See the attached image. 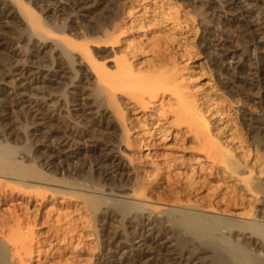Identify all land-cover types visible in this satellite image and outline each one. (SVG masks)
Returning a JSON list of instances; mask_svg holds the SVG:
<instances>
[{
	"label": "bare ground",
	"instance_id": "obj_1",
	"mask_svg": "<svg viewBox=\"0 0 264 264\" xmlns=\"http://www.w3.org/2000/svg\"><path fill=\"white\" fill-rule=\"evenodd\" d=\"M64 1L0 0V31L8 24L16 28L0 32V204L12 203L0 217V264H114L116 246L129 237L138 241L139 252L130 264L152 255L161 264H264V167L238 155L237 138L218 127L224 105L216 106L215 99L199 96L188 84L185 72L191 69L180 63L188 51L183 58L172 54L167 45L174 39L165 37L140 42V35L131 33L149 32L150 24L135 16L134 8H117L118 0ZM224 2L221 15L208 5L224 30L215 33L209 21L201 43L209 62L226 76L227 90L239 98V109L244 100L256 107V117L246 109L240 114L252 143L264 149V99L254 101L234 89L240 83L248 91L264 90V0ZM52 17L63 23H50ZM91 46L110 48L112 60L107 63L110 56L94 54ZM18 50L26 53L25 66L12 68L7 63ZM77 60L86 62L96 79L93 102L83 105L97 109L100 121L93 131L109 136L120 129L114 144L106 138L104 149L90 148L94 176L88 177L85 166L71 167L80 154H65L69 140L40 103L46 90L72 72L80 75L72 90L84 86L85 72L74 71ZM10 77H19L20 84L9 89ZM12 103L29 123L23 135L29 147L17 146L19 136L9 123ZM41 136L46 144H35ZM170 146L191 152L190 158L161 153ZM132 147L141 170L134 160L125 163L114 155L124 156ZM221 175V185L212 188L209 181ZM111 179L118 185L109 186ZM162 181L166 186L156 191L155 201L153 190ZM106 189L121 199L108 203L97 195ZM203 192L207 196L201 198ZM58 197L81 206L75 210L79 215L33 214L21 207L23 202L43 207ZM114 223L116 231H108ZM88 235L98 241V259Z\"/></svg>",
	"mask_w": 264,
	"mask_h": 264
},
{
	"label": "rangeland",
	"instance_id": "obj_2",
	"mask_svg": "<svg viewBox=\"0 0 264 264\" xmlns=\"http://www.w3.org/2000/svg\"><path fill=\"white\" fill-rule=\"evenodd\" d=\"M60 1L62 4H65L64 0H60ZM208 5L214 8V11L217 15H221L220 12L222 11V7L223 5H225V2L224 0H118L117 8L122 7L121 9L123 10L126 9L127 7L134 8L133 11H134V15L136 14L135 16H139V17L143 16L144 18H146V22L150 24L149 32H146L145 30L143 31L141 30L138 32L139 34L136 33L135 31L131 33V35L135 37L136 36L138 37V35H140L139 37L142 39L141 40L138 37V40H140V42L141 41L144 42L145 40H147L148 37H149L148 39L152 38V40H155L156 42H157L156 38L163 39L165 37V38H169L172 40L174 39L175 41L174 42L172 40H169L172 42H170L169 45H167L171 47V49L169 47V50L171 52L173 50L172 54L176 52L174 55L180 54L182 55L180 56V58H183L184 56L183 52L188 51L187 52L188 56L186 58L184 57L183 60L180 59V61H182L180 62L182 66L184 64L186 67L189 68V70L191 69V71L185 72L187 77L190 78V81L193 82L191 83L190 81H188V84L191 85V88L194 90V92L198 91L197 94L199 96L202 97L204 95L208 99H212V100L215 99L214 102H217V104H219L217 105L215 103L216 106H220V102H221V106L224 105L222 107L224 109L225 114L224 116L221 117V121L223 120L222 123L217 124L218 127L220 129L225 130L228 133V135H230V138L232 139L237 138V140L239 139L238 141L236 140V142L234 141L235 148L238 147V150H237L238 155L244 156L245 154H247L248 156L251 157L250 160H253V159L258 160V166L262 165V167H264L263 165L264 164V149H262L261 146H258L255 143H252L253 141L251 140V137L248 134L249 128L247 125L243 124L244 122L242 121L243 116L241 115L242 111L246 109L245 113H247V115L250 114V116L256 117V114H257L255 110L256 107L254 106L253 102L244 100L243 110L241 111L239 109V108H242L236 103L238 102L239 98L236 95L233 96L230 90H227V88L225 87V83H227L228 81L226 76L223 75L220 69H217L209 62L207 54L203 49L204 47H203V44L201 43L202 42L201 36L203 32L202 30L205 29L204 28L205 25L208 26L209 21H211L210 29L214 32L216 31L215 33L217 34L222 33V30H224L223 28H225L222 26V23L219 21L220 19L219 17H216L214 19L211 18L210 16L211 11L209 10ZM258 12L254 13L253 16H257ZM170 16H172V18ZM52 18H50L51 20L50 19L48 20L50 23L51 21L52 23H55L57 21H58L57 23H59V20L61 21V24L63 23L62 19H56L55 17H52ZM131 19L132 17L128 18L127 21L131 22ZM165 19H167L166 20L167 22L165 21ZM152 20L156 22L153 23ZM14 30H16V28H15V25H12V24L5 25L1 29V31L9 32V33L13 32ZM144 32H146L147 34V37H144L146 39H144L142 35ZM146 42L148 41H145V43ZM102 48H103L102 46H98V48L97 46H91V52L101 57H106L109 55L110 60L108 61L106 60L108 63L113 58V56L111 55L112 54L111 50H109L110 48H105L107 50H103L104 48L103 49ZM25 54L26 53L23 50H18L17 57L15 58V60H12L11 62H9L10 64L9 63L7 64L9 66L10 65L13 66L12 68H23L25 66V63H24ZM78 69L85 72V75L87 77V82L84 84V86L80 90L77 91V93L72 90V85L73 83H76L79 80L80 75H77L75 74V72H72L66 79L57 81L58 84L52 85L50 87L52 89L46 90L47 98L45 100H40V103L42 104L41 105L42 111H44V113L49 117V119L56 125L58 130H60L62 134H65L69 140L68 142L71 148L69 150H66L65 154H69L70 152H79L80 154L78 160L70 161L71 167L73 168V167L85 166L84 167L85 173L83 174L84 176L88 177V176H94V173L92 170L93 159L91 158L90 153H89L90 148L93 146H98L101 149H104L105 144H107L106 138H110L112 144H114L116 139H118V135H120V131H119L120 129H117V133H115V135L114 133L109 135L110 137L104 134L102 131H93L94 129L92 127L93 123L98 124L100 121L99 115H97V109H94L93 111L92 110L89 111L83 105L88 104V103L92 104L93 96H94L93 89L95 88L94 84L96 82V79L94 75L92 74L90 68L87 66L86 62L84 61L82 62L81 60L75 61L74 71ZM10 78L8 79L9 84H10V85L8 84L9 89H12L14 85L20 84L19 77H13V78L10 77ZM51 81H52L51 83H53L55 82V79H52ZM245 88L246 87L240 83L234 85V89L236 91H239V93H241L242 95H247V96L250 95L251 96L250 98L255 99L254 101H256L260 97L264 99V90L257 91L255 89H252L251 91H248ZM236 98H237V101H236ZM56 99L59 101V103ZM65 100L69 104L66 103ZM62 102L64 103V105L66 104L63 107L60 105ZM231 102L232 103L234 102V103L232 104ZM245 103L247 106H245ZM10 105L12 106L10 107L11 120L9 121V123L11 127L12 126L14 127L13 128L14 134L19 136L17 140V146H19L20 148L29 147L30 145L27 142L25 143L26 140L25 138H23V135L26 133V125L29 126V123L28 121L25 120V117L23 116L22 111L19 110V108L15 107L13 103ZM79 110H81V112H79ZM170 131H171V134L176 133L174 129H170ZM232 134L233 135L235 134L236 136L235 135L233 136ZM41 138L38 137L37 139L39 141H36L35 144H38V145L46 144L45 137L41 136ZM172 148H173L172 146L167 147L166 150L164 149L165 151H161V153L165 152L167 153V155L173 154V156L175 155L180 156V157L183 156L186 160L190 158L191 152L190 153L189 152H185V153L178 152L177 153ZM171 149H172V152H171ZM146 154L147 152L145 153V155ZM114 155L121 158L125 163L128 161L127 159L134 160L135 163H133L134 164L133 167L134 168L136 167L137 170H141V168L139 167L140 164L138 161L140 155L138 154L135 148L132 147V149L129 148V151L128 150L125 151L124 156L126 155L125 156L126 159H124V156L119 152L115 153ZM255 160H253V164ZM63 175L61 172L59 177L61 178ZM221 179H222V175L219 176L218 179H215V177H213L211 181H209L210 186H212V188H215V186L218 187L219 186L218 184L221 185L222 183ZM150 183L154 184L156 182L153 183L151 181ZM165 183L166 182L162 181L160 185H158L153 190V192L155 191L154 192L155 198H153L155 201H158L156 200V197H157L156 194L157 192H161L163 188H165L166 186ZM108 185L114 187L115 185L116 186L118 185V182L115 179H111ZM206 194L207 192L206 193L203 192L200 194V197L204 198L205 196H207ZM97 195L104 198L105 200H109V202L107 201L108 203H110L112 200L121 199L115 195L114 196L111 195V192H109V189H106L105 193H101ZM25 200H27V197L25 198ZM18 202L21 203L22 201H18ZM11 205L12 203H9V205L7 204L5 206H2L0 204V217L4 215L7 211H9L10 208L12 209ZM149 205H152V204H149ZM23 206L24 208L26 207L29 210V212L33 214H43V215L51 214L52 216H55V214H58V211H60L61 214L62 213L64 214L74 213L73 215L75 217L79 215V213H76L75 210L78 208H81V206H78V204L74 202L69 203V201L66 202L62 200L60 197H58V200L56 201L50 198L49 201L45 202V205L43 207H39L38 204L36 203H32V204L26 203V206H25L24 202L21 207L23 208ZM114 224L112 225V227H110V230L108 231L110 232L116 231L118 224L116 223ZM135 231L137 232L138 228L134 229V231L131 230L130 232L133 233ZM88 236L89 238L88 237H87L88 239L86 238V242L88 245H90V247L93 250H95L93 254L98 259L101 257V254L98 253V251H96L98 247V244H97L98 241L95 239V237H92L90 235ZM103 240H104L103 245L105 246L106 239H103ZM126 240H124L121 244L116 246L117 250L114 254L115 256L114 261H116L119 264H130L129 262L133 261L135 259V256L137 255L139 256V252L136 247L138 241L133 240V238L131 237H129L127 241ZM142 261L139 264H161L160 258L154 255H152L148 259H145V260L143 259ZM91 262H93L92 259H91ZM172 264H179V263H176V261H173Z\"/></svg>",
	"mask_w": 264,
	"mask_h": 264
}]
</instances>
